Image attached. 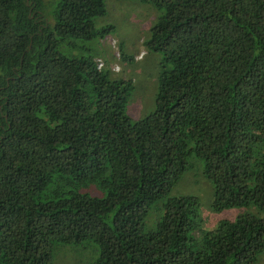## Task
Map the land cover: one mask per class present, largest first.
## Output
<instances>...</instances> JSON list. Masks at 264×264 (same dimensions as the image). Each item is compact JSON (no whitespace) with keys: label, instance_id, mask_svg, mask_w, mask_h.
Here are the masks:
<instances>
[{"label":"trees","instance_id":"1","mask_svg":"<svg viewBox=\"0 0 264 264\" xmlns=\"http://www.w3.org/2000/svg\"><path fill=\"white\" fill-rule=\"evenodd\" d=\"M108 1L0 0V264L88 247L84 264H256L264 0H141L160 11L142 42L160 61L134 121V80L101 43L113 26L95 24ZM195 161L211 211L236 216L204 228L195 196L170 195Z\"/></svg>","mask_w":264,"mask_h":264},{"label":"rangeland","instance_id":"2","mask_svg":"<svg viewBox=\"0 0 264 264\" xmlns=\"http://www.w3.org/2000/svg\"><path fill=\"white\" fill-rule=\"evenodd\" d=\"M108 3L106 15L96 18L95 24L99 26L110 23L113 26V30L101 43L108 48L113 57V60L110 57L107 63L113 73L120 72L121 75L124 74V77L130 76L134 80V88L127 99L125 108L130 120L134 121L149 113L154 106L160 55L145 51L142 42L147 38L148 29L160 11L141 0H109ZM118 43L123 44L127 54H132V63L118 62L120 57ZM195 162L197 165L185 172L181 180L171 189L170 195L195 196L198 200V216L204 228L213 226L220 218L236 216L239 212L237 208L225 209L220 213L211 211L209 207L211 186L201 174V162ZM261 216L264 219V212ZM89 250H91L90 247L84 252L69 250L64 253L62 248L53 257V264H84L92 257ZM263 254L256 264H259L262 256L260 264H264Z\"/></svg>","mask_w":264,"mask_h":264},{"label":"built area","instance_id":"3","mask_svg":"<svg viewBox=\"0 0 264 264\" xmlns=\"http://www.w3.org/2000/svg\"><path fill=\"white\" fill-rule=\"evenodd\" d=\"M101 65V63H98V67Z\"/></svg>","mask_w":264,"mask_h":264}]
</instances>
